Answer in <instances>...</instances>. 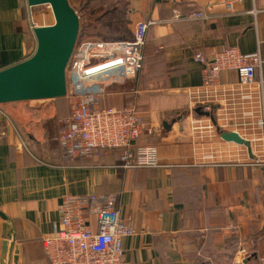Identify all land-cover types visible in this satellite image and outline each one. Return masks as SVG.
Masks as SVG:
<instances>
[{"label": "crops", "instance_id": "obj_1", "mask_svg": "<svg viewBox=\"0 0 264 264\" xmlns=\"http://www.w3.org/2000/svg\"><path fill=\"white\" fill-rule=\"evenodd\" d=\"M116 2L102 20H125L129 34L117 38L131 39L139 21L154 22L142 71L120 81L118 100L110 105L135 103L152 130L138 144L156 148L158 167L124 171L110 151L70 163L57 145L60 121L68 116L65 99L0 104V212L9 220L0 218V261L47 264L41 241L59 227L62 198L113 194L133 230L122 240L123 264H256L264 253V168L199 164L201 151L216 140L198 144L192 138L189 118L200 114L190 113L189 94L202 83L194 54L227 47L260 54L255 80L264 92V0H241L232 15L219 0ZM24 4L0 0V71L30 57L36 45ZM195 11L210 18L181 20ZM220 83L235 84V73L223 72ZM221 141L211 146L231 144Z\"/></svg>", "mask_w": 264, "mask_h": 264}, {"label": "built area", "instance_id": "obj_2", "mask_svg": "<svg viewBox=\"0 0 264 264\" xmlns=\"http://www.w3.org/2000/svg\"><path fill=\"white\" fill-rule=\"evenodd\" d=\"M116 1L124 0H113ZM219 1L226 13L232 15L241 0ZM24 11L31 34L37 27L53 24L46 18L47 14L52 15L49 5L30 7L25 0ZM209 18L207 11H195L181 20ZM153 25L151 21L137 22L129 40L78 37L65 70L68 116L60 121L57 137V145L68 162L88 160L100 151L119 148L118 167L124 171L158 167L156 148L138 144L143 132L152 133L135 103L119 108L104 106L99 94L91 91L92 83L100 78L114 82L137 78L143 69L147 32ZM193 61L202 66V83L189 94L190 113L200 114L189 118L192 138L198 144H208L214 139L222 142L218 136L221 132L235 133L250 143L255 158L249 159L242 146H211L216 144L214 141L206 151H201L198 163L215 166L227 162L264 168L263 82L255 80V69L262 64L260 54H242L227 47L207 55L198 52ZM223 72H234L236 83L221 84ZM57 212L58 229L41 241L48 264H123L122 240L133 235V230L121 218L113 194L68 195L62 198ZM256 264H264V253L256 257Z\"/></svg>", "mask_w": 264, "mask_h": 264}, {"label": "water", "instance_id": "obj_3", "mask_svg": "<svg viewBox=\"0 0 264 264\" xmlns=\"http://www.w3.org/2000/svg\"><path fill=\"white\" fill-rule=\"evenodd\" d=\"M28 6L49 5L53 24L33 30L35 50L22 62L0 71V104L57 100L66 96L65 70L79 37L80 22L69 0H26ZM224 142L244 146L253 160L250 143L235 133H221ZM0 218H8L0 212ZM7 241L3 242V252ZM15 255H17L15 253ZM14 261H17L15 256Z\"/></svg>", "mask_w": 264, "mask_h": 264}, {"label": "rangeland", "instance_id": "obj_4", "mask_svg": "<svg viewBox=\"0 0 264 264\" xmlns=\"http://www.w3.org/2000/svg\"><path fill=\"white\" fill-rule=\"evenodd\" d=\"M69 2L79 17L80 39L114 41L116 39L111 38H117L120 35L129 34V29L127 27L128 25L125 20L116 19L117 17H112L111 15H109V17H105V19L102 20L104 15H107L109 12H111L112 8H117L116 6H118L121 2H113V0H69ZM40 10L43 12L42 9ZM46 18H48L53 23L54 20L52 15L47 14ZM37 19L40 20V16L37 17ZM117 39L122 40L125 38ZM34 50L35 47L32 50V54ZM92 84L91 91L99 94L101 97L100 102L103 105L109 106L118 100V96L115 95H118V92L121 89V82H114L109 79L100 78L95 80V82ZM107 90H110L109 93ZM100 91H102L101 94Z\"/></svg>", "mask_w": 264, "mask_h": 264}, {"label": "trees", "instance_id": "obj_5", "mask_svg": "<svg viewBox=\"0 0 264 264\" xmlns=\"http://www.w3.org/2000/svg\"><path fill=\"white\" fill-rule=\"evenodd\" d=\"M112 10V9H111ZM65 98H63V99H57V100H59V101H61V100H64ZM110 152H117L118 153V157L120 158V155H121V149H119V148H117V149H111V150H109ZM100 152H104V151H100ZM99 152V153H100ZM106 152V151H105ZM45 256V255H44ZM46 258V257H45ZM46 261H47V259H46ZM47 264H48V262H47Z\"/></svg>", "mask_w": 264, "mask_h": 264}, {"label": "bare ground", "instance_id": "obj_6", "mask_svg": "<svg viewBox=\"0 0 264 264\" xmlns=\"http://www.w3.org/2000/svg\"><path fill=\"white\" fill-rule=\"evenodd\" d=\"M151 129V128H150ZM151 133H152V130H151Z\"/></svg>", "mask_w": 264, "mask_h": 264}]
</instances>
